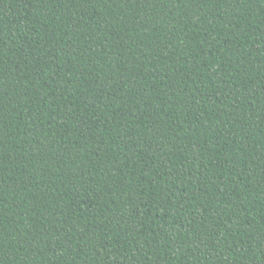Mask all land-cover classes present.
Instances as JSON below:
<instances>
[{
	"label": "trees",
	"instance_id": "1",
	"mask_svg": "<svg viewBox=\"0 0 264 264\" xmlns=\"http://www.w3.org/2000/svg\"><path fill=\"white\" fill-rule=\"evenodd\" d=\"M0 264H264V0H0Z\"/></svg>",
	"mask_w": 264,
	"mask_h": 264
}]
</instances>
